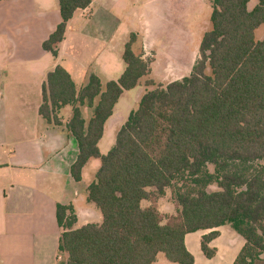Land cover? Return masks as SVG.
I'll return each mask as SVG.
<instances>
[{
	"label": "trees",
	"instance_id": "obj_1",
	"mask_svg": "<svg viewBox=\"0 0 264 264\" xmlns=\"http://www.w3.org/2000/svg\"><path fill=\"white\" fill-rule=\"evenodd\" d=\"M57 1L60 22L42 42L53 56L67 21L91 2ZM255 1L251 9L249 0L211 1L210 27L190 73L147 89L105 154L97 145L105 121L122 92L150 72L142 53L132 50L137 35L130 32L124 43L123 72L104 86L90 73L77 90L59 64L46 73L38 112L59 125L58 112L71 106L65 126L78 147L71 176L80 180L89 159L100 161L86 191L101 222L72 228V206L56 205L63 264H152L159 252L169 262L194 264L184 236L210 230L200 249L211 258L209 243L224 224L244 239L231 264H264V35L255 37L264 24V0ZM81 106L92 109L87 121ZM211 185L218 189L208 191ZM166 187L179 211L162 222L154 206L140 203L163 195Z\"/></svg>",
	"mask_w": 264,
	"mask_h": 264
},
{
	"label": "crops",
	"instance_id": "obj_2",
	"mask_svg": "<svg viewBox=\"0 0 264 264\" xmlns=\"http://www.w3.org/2000/svg\"><path fill=\"white\" fill-rule=\"evenodd\" d=\"M97 1L91 0L86 8L74 12L53 56L42 48V42L60 22L58 1L0 0L3 7L12 9L25 22L30 35L35 33L33 46L27 47L26 40L10 47L0 45V264H63L64 257L58 254L57 203L72 206L75 215L72 228L97 223L99 217L102 220L94 203L87 200L86 191L99 159L91 158L85 163L80 180L70 174V165L78 153L76 140L65 126L71 106L58 112L62 122L59 125L46 122L38 112L46 73L58 64L70 74L77 90L87 82L90 73L98 76L104 86L123 72L124 44L117 40L111 44L121 20L107 23L116 14L112 8H102L103 12L97 16ZM95 41L102 43L97 49ZM143 87L136 97L137 103L149 89ZM85 108L88 107L81 106V112ZM113 117L114 107L104 123L103 133L107 127L112 131L118 120ZM221 226L215 228L218 235L209 243L214 248L212 257L219 253L215 243L221 235ZM209 231L197 230L184 236L194 264L197 260L203 262L195 240L199 239L200 247L201 236ZM194 233L197 236H190Z\"/></svg>",
	"mask_w": 264,
	"mask_h": 264
},
{
	"label": "rangeland",
	"instance_id": "obj_3",
	"mask_svg": "<svg viewBox=\"0 0 264 264\" xmlns=\"http://www.w3.org/2000/svg\"><path fill=\"white\" fill-rule=\"evenodd\" d=\"M55 1V0H54ZM212 0H99L95 6L97 16L101 14L102 8H112L116 14H112V18L107 23L119 21L116 33L112 38L114 41L127 40L130 32L137 35V40L132 45L135 54L142 53V57L149 62L150 72L140 79L139 85L133 89L123 91L119 100L114 106V119L117 117L116 123L110 128H106L103 137L99 141V151L105 154L115 143L116 129H119L127 119L129 112L137 107L136 97L144 87L154 88L157 85L165 86L167 83L179 80L183 76L188 75L198 58V47L202 34L209 29V15L211 12ZM256 3L255 0H249L248 8L251 9ZM0 3V45L9 46L12 43H19L26 40L27 47L33 46L34 35L27 31V27L23 24L14 11L3 7ZM88 14V13H87ZM97 18V17H96ZM26 21V20H25ZM22 23V25H21ZM27 23V21H26ZM264 35V24H261L255 30L256 39H261ZM33 37V39L31 38ZM31 43V44H30ZM98 46L102 43L96 42ZM122 45L119 44L118 48ZM8 51V50H7ZM1 55V53H0ZM122 64L124 62L122 60ZM152 80V85H147L146 81ZM103 86V85H102ZM103 88V87H102ZM138 95V96H136ZM139 99V98H138ZM92 113L91 108H85L82 115L88 119ZM90 166V165H89ZM210 171L213 170L212 165H208ZM88 173V169H87ZM95 178V172L92 175ZM216 185L208 187V191L217 190ZM93 205V203H91ZM141 206H154L162 213L164 221L168 216L176 215L179 211L172 188L166 187L164 194L152 199H144ZM95 207V205H93ZM99 216V210L95 207ZM94 220H92L93 222ZM101 222V217L97 223ZM221 235L217 239L215 245L219 249V253L212 258H206L200 251L199 239H196L198 253L203 260L197 264H227L236 256L237 252L244 243V239L237 234L229 224L221 226ZM193 233V232H192ZM194 233L190 236H197ZM188 247L192 249L188 242ZM152 264H177L169 262L163 253L156 254L155 261ZM257 264H262L258 262Z\"/></svg>",
	"mask_w": 264,
	"mask_h": 264
}]
</instances>
